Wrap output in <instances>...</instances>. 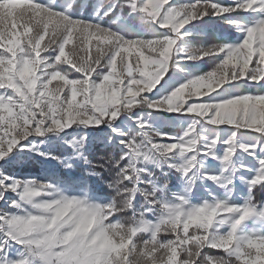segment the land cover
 Returning a JSON list of instances; mask_svg holds the SVG:
<instances>
[{
	"label": "snow or ice",
	"instance_id": "6c2138e0",
	"mask_svg": "<svg viewBox=\"0 0 264 264\" xmlns=\"http://www.w3.org/2000/svg\"><path fill=\"white\" fill-rule=\"evenodd\" d=\"M0 264H264V0H0Z\"/></svg>",
	"mask_w": 264,
	"mask_h": 264
}]
</instances>
